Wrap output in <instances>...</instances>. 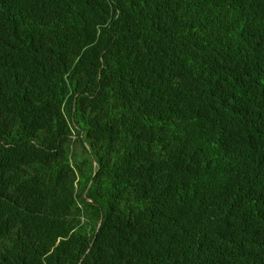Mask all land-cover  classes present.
<instances>
[{"label": "trees", "instance_id": "obj_1", "mask_svg": "<svg viewBox=\"0 0 264 264\" xmlns=\"http://www.w3.org/2000/svg\"><path fill=\"white\" fill-rule=\"evenodd\" d=\"M0 264H264V0H0Z\"/></svg>", "mask_w": 264, "mask_h": 264}, {"label": "rangeland", "instance_id": "obj_2", "mask_svg": "<svg viewBox=\"0 0 264 264\" xmlns=\"http://www.w3.org/2000/svg\"><path fill=\"white\" fill-rule=\"evenodd\" d=\"M80 156H81L80 149H74L73 157L78 159L80 158Z\"/></svg>", "mask_w": 264, "mask_h": 264}]
</instances>
